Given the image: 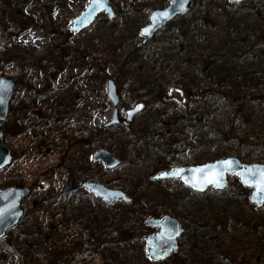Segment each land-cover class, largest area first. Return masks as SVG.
<instances>
[{
	"label": "rangeland",
	"instance_id": "obj_1",
	"mask_svg": "<svg viewBox=\"0 0 264 264\" xmlns=\"http://www.w3.org/2000/svg\"><path fill=\"white\" fill-rule=\"evenodd\" d=\"M226 1L197 2L199 9L215 16ZM170 2L110 0L114 19L100 14L88 28L73 33L72 20L89 0H0V77H11L17 84L9 112L0 120L3 144L12 154L10 163L0 168V188L31 189L22 200L20 222L0 239V264H264V207L254 208L245 202L242 187L248 197L252 188L244 187L236 175L228 178L223 190L203 193L178 178H150L164 169L196 165L198 157L217 151L218 144L209 141L214 116L220 115V110H211L200 123L180 120L168 130L154 126V137L129 145L124 161L120 159V142L138 129L141 113L130 122L103 127L112 116L106 94L108 79L117 87L120 119L137 102H145L143 113L151 108L143 90L122 69L132 50L141 47L137 64L144 71L164 74L163 83L175 86L185 69L176 66L193 53L187 47L194 50L197 38L213 41L221 32L219 24L214 26L217 22L200 28L196 24L184 37L185 33L178 31V16L142 44L139 30L152 11ZM241 3L236 2L233 11L240 9ZM244 4L264 12V0H244ZM97 37L102 42L90 44ZM199 45L204 47L205 42ZM181 99L176 93L165 109L154 106L146 115L165 110L167 115L179 116ZM255 106L254 123L237 118L235 125L250 141H264V105ZM227 113L230 124L233 112ZM243 148L231 143L228 156L264 164L263 147ZM100 149L118 157L119 164L108 169L94 161L92 155ZM69 178L74 189L62 194ZM81 182L120 189L134 199L133 205H101L80 188ZM161 191L170 199L161 202L157 193ZM200 207L202 215L211 216V207L229 215V220L214 231L202 230L190 215ZM102 212L109 221L96 226L95 217ZM124 212L127 215L122 219L119 216ZM164 214L178 218L183 232L174 254L154 260L145 240L156 229L145 220ZM192 234L199 237L191 239ZM60 252L62 255L55 257Z\"/></svg>",
	"mask_w": 264,
	"mask_h": 264
},
{
	"label": "trees",
	"instance_id": "obj_2",
	"mask_svg": "<svg viewBox=\"0 0 264 264\" xmlns=\"http://www.w3.org/2000/svg\"><path fill=\"white\" fill-rule=\"evenodd\" d=\"M197 1L193 0L188 13L180 16L181 28L178 31L182 30L186 37L196 24L198 26L196 28H200L209 27L213 25V22H217L214 26L219 24L221 32L213 41L210 39L201 41L197 38V47L195 45L194 50L191 45L187 47L193 53H188L184 62L176 66L177 70L181 66L185 69L179 75L175 86H166L163 83L164 74H155L152 70L144 71L143 67L137 64L141 47L132 50L122 64V69L143 90V96L147 97L146 103L151 108L161 106L165 109L175 97L177 89L183 92L185 98L184 102L181 99L180 105L183 109L179 116L178 114L167 115L165 110H156L146 115L148 111L151 112V108L147 112H141L140 117L143 120L138 129L125 135L120 142L123 146L120 158L122 161L125 160L129 145L154 137L152 129L154 126L168 130L180 120L200 123L201 119L206 117L211 110H220L221 113L214 116L216 123L210 132L212 139L209 141V144L217 143L218 149L214 153L202 155L203 159H200L201 156L198 157L196 164L201 163L200 160L212 161L228 156V146L231 143L240 149H244L243 147L254 150L264 148V141L260 139L250 141L249 136L241 133L239 127L235 125L237 118L243 119L247 124L254 123L257 120L254 115L258 110L255 105H264V88H262L264 85V12L255 5H245L244 0L241 1L240 9L233 11L236 2L226 1L220 8V12L214 16V13L199 9ZM170 23L171 21L166 26ZM240 25L245 28L240 29ZM93 42L100 43L102 38H94L90 44H94ZM200 42H205V46L201 47ZM227 112H233L230 124L226 122V115L229 114ZM262 123L261 127H264V120ZM238 152L240 155V151ZM207 190H212V188ZM242 190V197L250 205L246 189L242 187ZM157 193L161 202L170 199L169 195L162 191ZM133 202L132 198L129 204L118 203L122 206H132ZM210 209L211 216L210 213L208 216L202 215V207L195 208L193 213H190L192 220L198 223L202 230L209 228L214 231L217 227H223L229 220V215L222 214L211 207ZM105 215L103 212L98 217L96 215L94 220L96 226L108 223L109 219ZM126 215L127 213L124 212L119 217L123 219ZM198 237L197 234H192L190 238L197 239ZM61 255V252L56 253L55 257Z\"/></svg>",
	"mask_w": 264,
	"mask_h": 264
},
{
	"label": "water",
	"instance_id": "obj_3",
	"mask_svg": "<svg viewBox=\"0 0 264 264\" xmlns=\"http://www.w3.org/2000/svg\"><path fill=\"white\" fill-rule=\"evenodd\" d=\"M230 1H241V0H230ZM192 0H171L168 6L160 9H155L152 11L149 17V21L140 30V35L143 36L142 43H145L147 39L151 38L158 30L164 27L170 20L175 17L185 14L190 6ZM167 12L168 17L158 18L159 22L153 24L152 16L154 13ZM100 13H105L108 19H113L115 17V12L109 2V0H90L85 10L72 20L71 30L73 32L81 31L89 27L96 17ZM148 28L149 31L142 34L144 29ZM17 84L15 80L8 76L0 77V120L5 119L9 111L10 100L15 93ZM106 93L112 105V118L109 122L104 124V128L111 127L113 125L119 124L120 120L118 117V104L119 95L117 92L116 84L113 79H108L106 82ZM182 96V92L179 91ZM184 101V100H183ZM145 105L143 102L135 104L132 108L125 111V119L130 121L133 116L137 115L144 109ZM3 124L0 123V168H3L10 163L12 155L10 150L3 144ZM95 161L101 162L106 168H114L119 164V159L110 153L106 149H100L95 152L92 156ZM234 161L231 171L224 170V165L220 164L221 161ZM207 166V167H206ZM247 167L254 168H264L262 163H251L247 164L240 161L239 158L234 156H228L220 158L214 161L206 162L199 165H193L189 167L178 166L170 169L163 170L153 176L154 180L158 179H170L179 178L185 183V180L195 181L197 178L208 179L215 176L217 172L222 173L220 176L216 177L219 180L218 184H208L205 183L199 187H193L191 183H185L192 190L199 193L204 192L209 186L215 189H223L227 185L228 175H237L240 182L245 187V183L242 182L240 173L241 169ZM203 168L204 171L196 172V169ZM178 175H168L162 176L161 173H173L177 172ZM81 187L90 192L93 196L101 201L112 204L117 200H121L124 203H129L131 197L127 195L124 191L115 188H108L100 183L93 182H83ZM253 191L249 197V201L255 206L264 204V193L256 192L254 187ZM72 189L71 181L68 180L67 184L63 187L62 193H67ZM254 192L256 195H254ZM30 193V188L28 186H16V187H6L0 188V239L6 234V232L16 226L22 216L21 201L24 200ZM146 223L155 227L158 230L149 234L146 238V244L148 247V254L154 260H161L170 253H175L177 251L178 238L183 230L181 221L168 214H164L162 217H149Z\"/></svg>",
	"mask_w": 264,
	"mask_h": 264
},
{
	"label": "snow or ice",
	"instance_id": "obj_4",
	"mask_svg": "<svg viewBox=\"0 0 264 264\" xmlns=\"http://www.w3.org/2000/svg\"><path fill=\"white\" fill-rule=\"evenodd\" d=\"M167 17H168L167 12L154 13L152 16L153 24H156L159 22L158 18L166 19ZM148 31H149L148 28L144 29L142 31V34H145ZM219 163L225 166L224 170L231 171L233 169V165L236 162L228 160V161H221ZM195 171L202 172L204 171V169L203 168L196 169ZM221 174L222 173L217 172L215 176H213L212 178H208V179L197 178L195 181L185 180V183H191L193 187H199L205 183L218 184L219 180L216 177L220 176ZM238 174L241 176V180L243 183H245L246 186L254 187L256 189V192L264 193V168L247 167V168L241 169L240 173ZM161 175L162 176L178 175V171L173 172V173H161ZM254 195H256L255 192H254Z\"/></svg>",
	"mask_w": 264,
	"mask_h": 264
},
{
	"label": "flooded vegetation",
	"instance_id": "obj_5",
	"mask_svg": "<svg viewBox=\"0 0 264 264\" xmlns=\"http://www.w3.org/2000/svg\"><path fill=\"white\" fill-rule=\"evenodd\" d=\"M72 184H73V180H72ZM81 219V218H80Z\"/></svg>",
	"mask_w": 264,
	"mask_h": 264
}]
</instances>
